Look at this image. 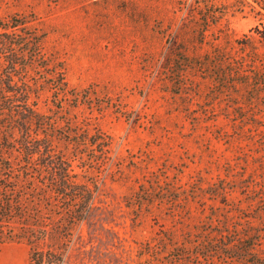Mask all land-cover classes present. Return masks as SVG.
<instances>
[{"label": "rangeland", "instance_id": "374dc122", "mask_svg": "<svg viewBox=\"0 0 264 264\" xmlns=\"http://www.w3.org/2000/svg\"><path fill=\"white\" fill-rule=\"evenodd\" d=\"M232 1L0 0V19L28 21L45 35V57L64 66L69 106L60 121L89 128L98 160L112 162L97 207L71 237L59 229L65 241L37 245L17 237L13 227L21 224H5L0 264H37L39 251L63 264H145L137 254L157 247L160 237L179 244L185 231L203 226L209 209L181 196L175 210L157 205L136 216L126 202L151 173L181 191L199 179L203 186L218 179L239 186L247 177L264 188V93L255 99L242 77L264 74V43L255 58L241 49L260 21L250 7L234 10ZM32 100L41 112L52 110L47 91ZM10 145L4 152L18 161L21 148ZM54 146L64 149L58 140ZM86 164L71 162L81 180L91 178L80 168ZM88 166L103 169L100 162ZM258 194L264 200V189ZM251 195L237 189L227 198L244 207ZM62 200L51 192L44 197Z\"/></svg>", "mask_w": 264, "mask_h": 264}, {"label": "trees", "instance_id": "16d2710c", "mask_svg": "<svg viewBox=\"0 0 264 264\" xmlns=\"http://www.w3.org/2000/svg\"><path fill=\"white\" fill-rule=\"evenodd\" d=\"M250 1L232 2L236 4L234 10L243 13L245 7H250L259 16V24L252 28L256 35L245 36L241 44L244 47L241 49L247 47V56L255 58L256 45L264 43V0ZM27 23L13 16L0 19V56L3 58L0 63V237L5 235V224H21L13 227L18 229L17 237L38 245L49 238L65 241L66 236L59 229H65L71 237L72 228L92 215L105 175L112 171V162L111 158L98 160L101 153L96 149L98 140L92 137L89 128L72 130L65 126L64 119L60 121L69 106L64 66L45 57L42 47L45 35ZM256 76L257 81L252 82ZM242 77L249 90L257 93L255 99L263 95L264 74ZM41 91L50 94L53 105L49 112L38 110L32 100L38 99ZM244 119L255 122L254 117ZM57 126L62 130L59 133ZM57 140L64 149L55 148ZM12 142L21 148L18 161L4 152L11 149ZM74 159L87 163L80 168L90 179L81 180L80 174L73 172ZM34 160L37 163L32 166ZM99 162L103 169L88 166ZM203 182L196 180L188 190L181 191L165 175L151 173L139 184L136 193L126 202L136 216L150 212L157 205H168L175 210L181 196L184 202L189 198L199 201L201 211L209 209L206 221L201 222L203 226L199 224L185 231L182 242L173 243L170 236L160 237L157 247L140 250L139 260L143 259L145 264H264V200L257 196L264 188H258L251 177L243 179L239 186L225 179L207 181L206 186ZM237 189L254 194L244 207L227 198V194ZM50 192L63 200L57 204L44 201ZM206 200L213 202L207 204ZM247 209H254L253 213ZM47 226H52L51 231L46 230ZM34 255L37 264L64 263L61 258L52 261L42 251Z\"/></svg>", "mask_w": 264, "mask_h": 264}]
</instances>
